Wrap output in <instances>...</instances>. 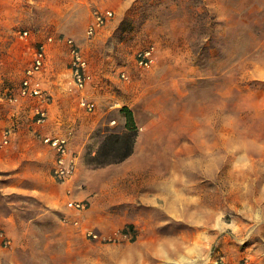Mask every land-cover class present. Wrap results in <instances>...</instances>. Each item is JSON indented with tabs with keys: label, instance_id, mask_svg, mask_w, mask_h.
<instances>
[{
	"label": "rangeland",
	"instance_id": "1",
	"mask_svg": "<svg viewBox=\"0 0 264 264\" xmlns=\"http://www.w3.org/2000/svg\"><path fill=\"white\" fill-rule=\"evenodd\" d=\"M100 8L114 14L89 35ZM66 38L87 60L83 89ZM41 42L54 52L41 85L62 89L44 115L19 94ZM147 49L153 64L140 66ZM123 107L138 127L132 155L90 166L105 137L125 131ZM48 134L69 137L76 168L65 181L54 176ZM0 145V264H255L264 255V1L0 0Z\"/></svg>",
	"mask_w": 264,
	"mask_h": 264
},
{
	"label": "built area",
	"instance_id": "2",
	"mask_svg": "<svg viewBox=\"0 0 264 264\" xmlns=\"http://www.w3.org/2000/svg\"><path fill=\"white\" fill-rule=\"evenodd\" d=\"M113 14L114 11L112 9L95 11L94 20L88 27V34H95L96 31L113 16ZM27 34L28 31L25 30L24 35ZM51 40L52 37L48 39V41ZM64 41L69 47L71 56L70 69L72 81L77 89H83L89 79L86 71L87 60L82 48L72 38H66ZM47 42H41V44L34 50L31 64L27 68L19 88V94L22 97L37 98L40 101V108L38 107L37 109V114L39 115L45 114V107L50 101V94L45 88H43L38 77L39 72L46 64ZM153 61L152 50L147 49L139 51L137 62L140 66L150 67L153 64ZM80 102L87 110H93L94 104L88 101L84 96L81 97ZM8 140L9 138L5 136L4 143L7 144ZM43 141L55 152V178L60 181H65L70 178L75 172L76 163L72 158L69 149V137L65 134H48L44 136ZM68 205L78 209L85 207V203L82 201H70L68 202ZM236 264H251V262L247 257H243Z\"/></svg>",
	"mask_w": 264,
	"mask_h": 264
},
{
	"label": "trees",
	"instance_id": "3",
	"mask_svg": "<svg viewBox=\"0 0 264 264\" xmlns=\"http://www.w3.org/2000/svg\"><path fill=\"white\" fill-rule=\"evenodd\" d=\"M122 112L126 115L125 131L111 133L105 137L101 149L89 159L88 164L90 166L97 168L120 163L132 155L138 127L130 108L123 107ZM114 153H116L115 157L113 156Z\"/></svg>",
	"mask_w": 264,
	"mask_h": 264
},
{
	"label": "crops",
	"instance_id": "4",
	"mask_svg": "<svg viewBox=\"0 0 264 264\" xmlns=\"http://www.w3.org/2000/svg\"><path fill=\"white\" fill-rule=\"evenodd\" d=\"M257 3H258V7H260V4H262V1H264V0H255ZM105 9H110V8H100V10H105ZM97 10H99V9H96L95 11H97ZM95 11H93V20H94V12ZM92 20V21H93ZM49 45V44H48ZM48 45L46 46L47 47V57H46V64H45V67L47 66V72H48V70L50 69V66H51V64H52V62H53V60H52V55H53V51L52 50H50V48L48 47ZM49 49V50H48ZM34 53V52H33ZM69 70H70V68H69ZM52 84L51 83H49L47 86H48V88H49V90H50V95L52 94L53 95V101L52 102H50L49 104H48V106H50V110H52V111H54V110H56V108L57 107H59L60 105H61V103H62V89H61V92L56 88V87H53V86H51ZM46 86V87H47ZM243 257H245V256H243ZM247 257V256H246ZM255 264H264V255H260V260L259 261H257Z\"/></svg>",
	"mask_w": 264,
	"mask_h": 264
}]
</instances>
